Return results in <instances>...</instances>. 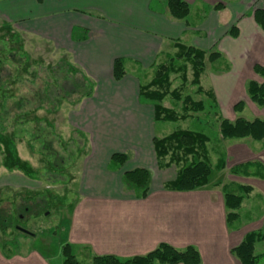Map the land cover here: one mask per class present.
Here are the masks:
<instances>
[{"label":"crops","instance_id":"obj_1","mask_svg":"<svg viewBox=\"0 0 264 264\" xmlns=\"http://www.w3.org/2000/svg\"><path fill=\"white\" fill-rule=\"evenodd\" d=\"M184 1L190 14L177 20L167 0H0L1 26L52 44L94 83L92 96L66 113L69 128L89 140V154L80 160L75 182L79 201L69 228L62 229L63 247L69 244L76 258L113 255L126 260L165 243L178 250L196 248L201 264H241L231 251L247 234L229 228L224 195L208 189L221 181L192 192L165 189L177 172L167 173L175 166L160 167L154 139L168 135L157 133L154 103L142 99L140 90L142 76L156 73L157 65L181 43L207 52L201 86L212 92L211 104L224 119L264 121V108L247 94L250 82L263 83L254 67L264 66V31L254 13L264 10V0ZM212 53L219 54L214 62L209 60ZM117 59L124 61L126 71L120 81L113 77ZM241 101L245 108L236 113ZM224 141L230 144L225 153L234 168L249 163L264 168V140L258 146L250 138ZM115 154L128 159L112 170ZM135 169L151 172L146 198L124 183V174ZM9 174L0 181L1 190L21 192L39 183L18 171ZM31 233L27 236L37 239ZM0 264L54 261L31 246L17 251L0 243Z\"/></svg>","mask_w":264,"mask_h":264},{"label":"rangeland","instance_id":"obj_2","mask_svg":"<svg viewBox=\"0 0 264 264\" xmlns=\"http://www.w3.org/2000/svg\"><path fill=\"white\" fill-rule=\"evenodd\" d=\"M63 57L65 55L55 50L52 44L39 42L27 36L22 37L15 32L12 26L0 25V68L4 69L1 75L4 81L9 83L7 86L9 98L7 112L4 113L2 119L6 126V133L0 135V181L4 183L6 175H10V169H15L20 165L21 168L25 167L29 172L30 179H33L32 176L35 175L38 179L33 180L39 182L32 184L31 190L21 192L27 196L38 194L41 196L40 198H46L52 195L54 198L53 206L47 210L39 211L36 216H30L20 226L30 233L34 232L37 239L11 229L7 231L6 235L0 231V243L4 249H16L17 251L31 246L36 251L48 254L54 264H63L61 249L64 245L62 236L64 231L62 229L69 228L71 214L79 201V191L75 183L79 177V162H82L80 160L89 154L88 137L78 130H72L67 124L66 113L75 108L74 105L78 102L80 95L74 94L66 98L69 90L63 92L61 89H57L54 98H59L58 102L61 106L53 113L46 110L35 111V108L42 102L45 87L48 86L46 84L51 85L52 89L56 87L67 89L60 79L56 80L53 77L52 73V68H56ZM67 60L71 62L69 58ZM168 60L169 58L163 61ZM170 61L176 68H180L179 71L171 74L172 89L181 86L183 81L181 75L186 74L187 83L182 96H190L196 102H204L206 111L194 114L193 117L184 121L157 122V133L170 135L179 130H188L205 134L209 138L207 147L214 169L211 181L213 183L221 181L220 185H210L208 189L211 191L212 188L211 193L215 195H225V192H230L245 196L242 206L238 210L239 218L233 221L229 228L238 229L239 232L241 231V235L250 232L264 233V180L259 177H245L241 171L238 174L234 173L236 169L234 163L227 159L225 153V148L228 149L230 144L220 138V119L223 116L209 99L204 95L196 94L197 88L190 83L192 81L191 64L183 59L172 58ZM206 65L210 67L208 61ZM218 65L221 64L218 63ZM7 74H10V78L6 76ZM154 74L153 71L147 76H142V84H146L154 77ZM57 75L59 76V74ZM208 75L207 73L204 75L205 82ZM77 77L80 81L81 75ZM73 87L71 85V88ZM87 87L89 85H85V88ZM142 99L145 98L142 97ZM18 101L23 102L25 106L19 111L14 108ZM163 105L182 114V103L176 102L170 96L164 100ZM45 107L53 109L50 104ZM35 117L51 123L54 130L47 129L38 133V128L33 121ZM41 127L45 128V123ZM20 129H25L26 133H20ZM51 143L52 147H46ZM256 143V146L260 145L258 142ZM13 145L14 147H12ZM13 154L16 158L11 163L12 168H8L10 165L8 161L11 160ZM222 163H224V167H221ZM117 168L120 166L111 165L112 170ZM13 171L17 172L18 170ZM169 172L174 174L177 172V168L171 167L167 173ZM222 175L223 177H221ZM240 186H250L253 191L249 195H245L240 191ZM17 193L16 189H0V199L5 200L3 205L7 208L10 207V203L16 199ZM255 255L259 257V264H264V241L256 244ZM77 260L81 264H91V260L84 257H78Z\"/></svg>","mask_w":264,"mask_h":264},{"label":"trees","instance_id":"obj_3","mask_svg":"<svg viewBox=\"0 0 264 264\" xmlns=\"http://www.w3.org/2000/svg\"><path fill=\"white\" fill-rule=\"evenodd\" d=\"M8 1V0H5ZM170 15L177 20H185L190 14V6L184 0H167ZM257 24L264 31V10L257 9L254 13ZM236 31V29H235ZM233 36L237 37L238 33L233 31ZM18 37V36H17ZM20 37V36H19ZM21 38V37H20ZM176 53L173 56H167L168 61H163L157 65L156 73L153 79L141 86V97L152 101L155 108L156 122H177L184 121L194 114L205 113L206 105L202 101H194L190 96H182L186 88L187 78L186 74H182V84L176 89H172L171 74L180 70L176 68L170 60L172 58L183 59L191 64L192 67V86L196 87V94L205 95L209 100L213 99L212 92H206L201 86V78L205 72V60L207 52L196 49L191 46H185L181 43H176ZM28 58V56H27ZM69 57L65 56L61 59L60 64L56 68H52L55 79H60L64 88H55L49 84L45 87L42 102L35 108V111L46 110L49 113L55 112L60 106L59 98H54L57 89L63 92L69 90L66 95H80L77 104L84 98L91 97L94 92V83L78 69L74 64L68 61ZM219 58L218 53L209 55V60L214 62ZM3 68H0V135L6 133V126L3 124L4 113L7 112L8 106V82H5L3 76ZM254 72L263 79V83L250 82L247 86V94L250 100L259 107L264 108V66L256 65ZM59 74V76L57 75ZM126 74L124 61L117 59L113 66V77L116 81H120ZM78 75H81L79 81ZM9 76L10 74H7ZM67 82V84H66ZM71 85L74 86L71 88ZM85 85L89 87L85 88ZM62 86V87H64ZM56 90V91H55ZM45 96V99L43 97ZM171 97L176 102L182 103V114H178L174 109H169L163 105L167 97ZM56 101V102H55ZM61 101V100H60ZM58 102V104H57ZM50 104L53 109L46 108ZM57 105V106H56ZM25 106L23 102L18 101L15 104L16 110H22ZM245 108L244 102H239L235 107L236 113H241ZM38 133L42 130H54L51 123L35 117L33 119ZM45 123V128L41 127ZM41 128V129H40ZM20 133H26L25 129H20ZM52 132V131H51ZM220 134L224 140H241L250 138L253 141L261 142L264 140V121L255 119L254 121H247L243 118H238L235 122L227 119H220ZM37 135V134H36ZM36 137V136H35ZM209 138L200 132H193L188 130H179L164 138H155L154 147L160 167L169 168L175 166L177 168V177L174 181L165 184V189L176 192H192L209 185L214 169L212 167L209 152H208ZM14 147V145L12 146ZM52 147V143L46 145ZM16 156L13 154L8 161V168L15 160ZM128 156L126 154H115L112 157V164L121 166L126 162ZM17 166V165H14ZM224 163L221 167H224ZM16 170L21 171L26 176H30L25 167L21 168L18 165ZM15 169H10L13 171ZM242 172L245 177H259L264 180V168L256 163H249L240 166L234 170L235 174ZM254 171V172H251ZM51 173V172H50ZM37 180V176H32ZM124 183L128 188H132L139 198H146L149 192V183L151 181V172L146 169H135L127 172L123 177ZM240 191L245 195L252 193L253 188L250 186H240ZM40 195L27 196L23 192H18L16 199L12 200L10 207H5L4 199H0V231L5 235L7 231L13 229L17 231L16 227L21 226L23 221L28 220L30 216H36L39 211L47 210L53 206L54 198L49 195L46 198H40ZM52 197V198H51ZM245 196L242 194H234L225 192L224 200L227 210V223L232 226V222L239 218L238 210L241 208ZM7 202V201H6ZM264 241V233L250 232L248 233L241 244L232 249L231 253L240 261L241 264H259V257L255 255V246L258 242ZM64 262L63 264H81L72 252L69 244H66L62 249ZM91 264H201V256L199 251L194 247H188L184 250H178L169 244H160L154 251L144 256H136L130 259H121L113 255L107 256H93Z\"/></svg>","mask_w":264,"mask_h":264},{"label":"water","instance_id":"obj_4","mask_svg":"<svg viewBox=\"0 0 264 264\" xmlns=\"http://www.w3.org/2000/svg\"><path fill=\"white\" fill-rule=\"evenodd\" d=\"M16 230H17V231H20V232H22V233H24V234H26V235L34 236V235L31 234L29 231L23 229V228L20 227V226H17V227H16Z\"/></svg>","mask_w":264,"mask_h":264}]
</instances>
